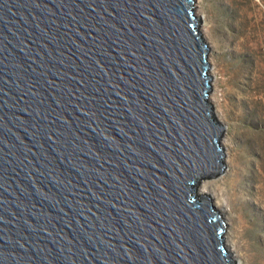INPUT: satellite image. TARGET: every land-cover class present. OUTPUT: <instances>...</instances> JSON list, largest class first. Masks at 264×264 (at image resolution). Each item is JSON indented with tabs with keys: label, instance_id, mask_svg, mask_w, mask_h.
Segmentation results:
<instances>
[{
	"label": "water",
	"instance_id": "water-1",
	"mask_svg": "<svg viewBox=\"0 0 264 264\" xmlns=\"http://www.w3.org/2000/svg\"><path fill=\"white\" fill-rule=\"evenodd\" d=\"M194 0H0V264H234Z\"/></svg>",
	"mask_w": 264,
	"mask_h": 264
},
{
	"label": "rangeland",
	"instance_id": "rangeland-1",
	"mask_svg": "<svg viewBox=\"0 0 264 264\" xmlns=\"http://www.w3.org/2000/svg\"><path fill=\"white\" fill-rule=\"evenodd\" d=\"M198 4L228 155V173L209 196L227 202L243 264H264V0Z\"/></svg>",
	"mask_w": 264,
	"mask_h": 264
},
{
	"label": "bare ground",
	"instance_id": "bare-ground-1",
	"mask_svg": "<svg viewBox=\"0 0 264 264\" xmlns=\"http://www.w3.org/2000/svg\"><path fill=\"white\" fill-rule=\"evenodd\" d=\"M198 2H200V0H194V5L199 13V16H203L200 14V6L198 4ZM203 20H205V18L203 17ZM206 32V31H205ZM204 33V31H203ZM214 68H212L211 73H214ZM226 142L227 139L225 137H223L222 140V147L226 146ZM227 153V152H226ZM226 163H228V155H224V169L222 171V174H220L217 178L206 181L202 184V188L205 192H207L210 196L212 194L213 189L216 187L217 182L223 178L222 176L226 173H228V168H226ZM218 180V181H217ZM261 189V187H259V190ZM212 200L215 202L218 211L222 217V220L225 223L226 226V232H227V236H228V240H229V244H230V248H231V252H232V256H233V261L235 262V264H243L242 260H241V256L238 253L237 249H236V239H235V229L232 223L229 222L228 218L225 216V213L227 212V202L226 201H222L217 199L216 197H212Z\"/></svg>",
	"mask_w": 264,
	"mask_h": 264
}]
</instances>
